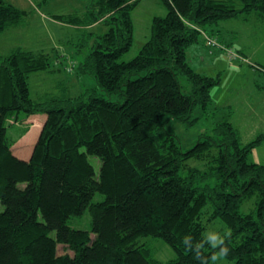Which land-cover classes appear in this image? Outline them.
Segmentation results:
<instances>
[{
    "label": "trees",
    "instance_id": "obj_1",
    "mask_svg": "<svg viewBox=\"0 0 264 264\" xmlns=\"http://www.w3.org/2000/svg\"><path fill=\"white\" fill-rule=\"evenodd\" d=\"M138 1L90 0L79 13L53 14L94 36L74 70L94 77L100 92L84 87L70 94L62 86L33 97L30 75L74 62L71 54L54 55V46V59L19 46L0 53V264H198L193 254L200 251L195 242L204 233V215L230 232L225 259L264 264V164L249 159L264 133L241 142L223 119L184 150L164 124L171 118L193 124L194 109L211 103L210 91L221 80L219 71L203 73L188 62L201 31L241 15L264 20V0H161L166 13L153 16L150 35L125 58ZM25 14L0 0V32ZM100 21L108 25L102 33L81 28ZM257 68L264 72V65ZM38 116L26 153L17 152L18 137L33 125L26 120ZM9 126L19 133H8ZM88 155L100 160L97 173ZM190 158L203 164L190 165ZM98 192L103 197L94 201ZM247 199L252 204L244 212ZM85 210L89 229L73 228L71 217ZM185 234L193 253L183 244ZM145 237H160L174 256L154 258ZM214 251L205 246L202 254Z\"/></svg>",
    "mask_w": 264,
    "mask_h": 264
},
{
    "label": "rangeland",
    "instance_id": "obj_2",
    "mask_svg": "<svg viewBox=\"0 0 264 264\" xmlns=\"http://www.w3.org/2000/svg\"><path fill=\"white\" fill-rule=\"evenodd\" d=\"M20 9L26 10L23 21L18 26L0 32V53H9L14 47L28 48L30 50H44L51 53L52 58L59 52L70 53L72 58L69 63L53 64L47 71L38 70L29 78L30 91L33 96L37 92L44 94L59 93L63 88L70 94H78L84 87H96L94 77L80 76L74 70L75 64L92 49L94 36L82 33L74 24L61 23L53 18V14L84 11L90 0H5ZM165 7L161 0H139L131 10L132 23H134V39L125 58L134 56L142 43L150 35L151 20L155 15H164ZM226 18L220 20L211 28H207L195 45L187 50L188 62L197 71L216 75L219 71L221 80L210 91L211 103L206 108L196 106L192 117H196L193 124L184 123L175 118L166 119L167 132L177 138L180 146L185 150L192 146L202 134L209 130L220 120L232 122L241 142L253 139L257 134L264 133V72L257 65H264V20H258L253 14L247 19ZM56 20V21H54ZM88 32L102 33L108 28L107 24L100 22L81 26ZM85 31V32H86ZM207 45L209 48H205ZM53 46L56 49L54 54ZM238 48V50H236ZM212 51V54L211 51ZM54 54V55H53ZM68 58V56L66 57ZM54 59V58H53ZM66 64L67 66H64ZM180 78V77H179ZM182 89L188 91L185 78H180ZM257 84L262 85L261 87ZM57 86V87H56ZM112 100L117 99L112 96ZM16 127H8V133H19ZM24 137L21 136V138ZM19 138V137H18ZM249 153L251 161L264 164V139ZM94 171L100 165V160L88 155ZM188 164L200 167L203 162L190 158ZM103 197L95 193L93 200L98 201ZM252 201L247 199L241 206L246 212ZM0 209L2 204L0 202ZM204 233L226 230L224 223L218 219L206 220ZM73 228L89 229L90 217L87 210L81 215L71 217L69 221ZM154 249L156 259L166 261L174 256V251L160 237L142 238ZM210 264H213L211 262ZM215 264H234L227 258H222Z\"/></svg>",
    "mask_w": 264,
    "mask_h": 264
},
{
    "label": "clouds",
    "instance_id": "obj_3",
    "mask_svg": "<svg viewBox=\"0 0 264 264\" xmlns=\"http://www.w3.org/2000/svg\"><path fill=\"white\" fill-rule=\"evenodd\" d=\"M230 235L228 230H225L223 233L219 231H211L207 233H202L200 240L195 242V246L199 249V254L194 255L193 258L198 261V264H209V259L215 264L216 261L227 257L230 249L225 244V239ZM189 240V234L182 236V241L186 249L190 250L193 253V249L187 245ZM208 246L210 249L215 250L210 257H206L202 254V250Z\"/></svg>",
    "mask_w": 264,
    "mask_h": 264
},
{
    "label": "crops",
    "instance_id": "obj_4",
    "mask_svg": "<svg viewBox=\"0 0 264 264\" xmlns=\"http://www.w3.org/2000/svg\"><path fill=\"white\" fill-rule=\"evenodd\" d=\"M54 21H56V20H54ZM58 21V20H57ZM62 23V22H61ZM64 62H66V63H69L68 61H64ZM55 64L57 65V66H59V65H61V63L60 62H55ZM64 66H66V64H64ZM30 78V77H29ZM43 91H41V92H37V94H36V97L37 96H41V94H43L42 93ZM34 97V96H33ZM39 118H41L40 116H38V117H30V119H27L26 120V123H27V121L29 120V121H33V125H29V130L27 131V133L24 135V137H20V138H18V140L17 141H19L20 142V148H17L18 150H17V152H21V154H23V153H26L23 149H22V147H24V146H28V143H30V141L29 140H31V138L32 139H34V134H35V132H36V126H37V123L40 121V120H42V118L41 119H39ZM22 123H24V122H22ZM25 124V123H24ZM39 124V123H38ZM16 125H20L19 124V122H16V124H15V126ZM32 127H34L33 129H32ZM38 127V126H37ZM34 133V134H33ZM20 154V153H19Z\"/></svg>",
    "mask_w": 264,
    "mask_h": 264
}]
</instances>
